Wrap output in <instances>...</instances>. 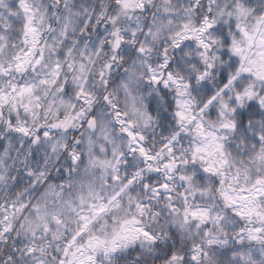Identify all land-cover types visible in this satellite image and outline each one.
<instances>
[{
  "label": "clouds",
  "instance_id": "1",
  "mask_svg": "<svg viewBox=\"0 0 264 264\" xmlns=\"http://www.w3.org/2000/svg\"><path fill=\"white\" fill-rule=\"evenodd\" d=\"M0 264H264V0H0Z\"/></svg>",
  "mask_w": 264,
  "mask_h": 264
}]
</instances>
